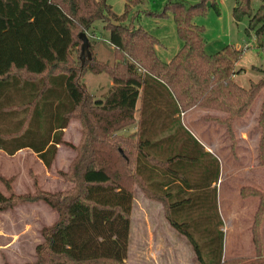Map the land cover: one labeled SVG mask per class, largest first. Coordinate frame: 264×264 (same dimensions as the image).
<instances>
[{
    "label": "trees",
    "instance_id": "16d2710c",
    "mask_svg": "<svg viewBox=\"0 0 264 264\" xmlns=\"http://www.w3.org/2000/svg\"><path fill=\"white\" fill-rule=\"evenodd\" d=\"M207 1L166 5L163 17L172 14L183 45L164 62L157 53L160 40L127 24L144 0H126L121 16L107 0H0V151L10 157L31 151L50 170L59 147L68 145L70 121L77 118L83 129L81 143L68 145L77 156L61 174L71 188L36 196L0 191V212L42 201L59 215L44 230L31 264H126L136 187L163 204L167 221L187 239L198 264H264V194L242 191L244 198H261L253 227L255 259L225 261L224 223L213 187L219 162L176 117L196 107L227 113L223 124L233 138L231 120L244 118L264 88L238 82L244 75L237 69L241 50L206 52L195 18L207 12ZM254 1L260 3L256 11ZM232 16L237 24L248 21L246 33H255L264 51V0H236ZM98 23L108 33L114 63L96 61L87 36L91 58L83 65L81 46L80 64L72 66L82 35L96 37ZM87 71L108 74L112 85L102 95L89 94L82 81ZM139 103V129L125 136L121 131L136 123ZM259 126L264 165V103Z\"/></svg>",
    "mask_w": 264,
    "mask_h": 264
},
{
    "label": "rangeland",
    "instance_id": "374dc122",
    "mask_svg": "<svg viewBox=\"0 0 264 264\" xmlns=\"http://www.w3.org/2000/svg\"><path fill=\"white\" fill-rule=\"evenodd\" d=\"M184 1L187 5H195L199 2V0ZM169 2L170 0H144V4L136 7L133 11L134 15H131L127 21L129 26L133 25L134 28H142L161 41L162 45L158 47L157 52L164 62H169L181 48V39L178 36L172 14L168 12L163 17L166 5ZM107 3L117 15L121 16L125 13L126 0H107ZM214 3L219 10L213 6ZM253 4V8L256 11L260 3L254 1ZM235 5L236 0H208L207 12L197 15L195 23L204 30L206 52L209 55H215L228 46H233L243 52L237 69H243L244 75L238 79V82L248 89L253 84L264 83V51L258 48L255 33L252 32L250 35L246 33L248 21L245 19L239 24L234 21L232 12ZM93 33L96 37L91 36L92 34L90 33L87 36L91 42V51L93 56H95V60L99 61L98 59L100 58L113 64V51L109 47L108 33L104 31L103 25L101 23L96 24ZM79 44L73 52L72 60L74 62H72V66L74 67L80 64L79 56L82 42ZM102 54H105L106 57H102ZM82 81L89 94L98 96L106 92L113 83L108 74H95L91 71L85 73ZM259 97L260 95L244 117L246 118L251 114L245 119V126L251 125V127H256L257 129L260 128L259 122L263 101ZM233 120L230 123L233 138H231L229 133L228 135L230 138L229 145L233 147L235 155L237 136L233 130ZM223 121L220 120L218 123L226 127ZM239 127H243L242 124ZM82 131L80 120L73 118L65 131V142L68 145L77 147L82 141ZM241 132H245L246 136L244 137L250 139L251 135H249L248 129ZM126 136H130V134ZM252 137L256 138L254 134ZM68 145L61 146L60 151H58V158H56L50 170H47L31 151L24 150L13 157L0 152V191L7 196L12 193L17 196H36L39 193L56 194L65 192L71 188V185L61 175L69 171L76 154L75 149ZM220 146L225 147V144L220 142ZM245 147L247 145L242 144V149ZM224 157L225 162L230 166L232 164L229 161L230 158L227 157V154H224ZM246 160L250 162L253 157L251 156ZM258 176L262 178L261 180H264V177L260 176L259 173ZM7 182L11 187L10 190L7 187ZM228 187V184L223 187L225 192V213L231 217L233 224L239 225L242 232L245 231L243 239L238 244L239 250H243V253L245 252L247 255H252L253 250L247 230L253 217V206L237 199L235 193L228 191ZM226 188L227 190L225 191ZM138 193L136 192V197L139 198L137 199L138 204L141 205L143 198ZM148 208L150 207H145L147 212L150 211ZM157 214V211L151 214L147 213L150 225L159 223L160 218H158ZM58 220V213L42 201L22 203L13 209L0 212V264H31L36 262V248L44 242V230L53 227ZM142 221L143 216L135 212L133 239L131 248L128 250L126 264H198L192 247L188 242L182 240L183 242L179 243L173 239L167 240L166 243L161 241L154 242L149 234H145L142 231ZM233 234H236V232ZM139 237H143V239H139ZM234 244L233 240L231 249L235 247ZM255 257L246 256L240 259H255Z\"/></svg>",
    "mask_w": 264,
    "mask_h": 264
},
{
    "label": "crops",
    "instance_id": "0c3cea01",
    "mask_svg": "<svg viewBox=\"0 0 264 264\" xmlns=\"http://www.w3.org/2000/svg\"><path fill=\"white\" fill-rule=\"evenodd\" d=\"M182 45L183 43L181 42L180 47H182ZM102 57H106V55L102 54ZM98 60L100 62H107L105 60H101L100 58ZM259 98H262V101L264 103V99H263L264 90H262ZM140 107H141V103H139L137 106L136 123L121 131V134L125 136L128 134L132 135L138 131L139 129L138 121L140 116L138 110L140 109ZM250 115H248L246 118H248ZM178 116L181 118V123L183 127L198 141V143L205 149L207 153L212 155L219 162L218 182L217 184H214L213 187H217L218 209L224 223V233H225L224 260L227 261L232 259H240V258H245L246 256L250 258L255 257L256 251L253 240V227L255 224V218L257 212L261 205V198L259 196H249L247 198H244L242 196V191L248 189L251 191L264 194V180H261L262 178H260L259 176L257 177L258 173L260 174V176L264 177V165L261 164L259 159L260 145L263 136L262 129L251 127V125L245 126L246 118L243 119L237 118L233 120L232 122L233 130L237 136V148H236V153L234 155V151L232 150V147L229 145L230 138L227 129L224 125L218 123V121L226 120L228 118L227 113L196 107L186 113H181V115H177L176 117ZM257 121H258V117H257ZM157 123H158L157 126L158 128L161 125L162 121L159 120L157 121ZM240 124H242L243 127H239ZM247 127H251V128H247ZM247 129L250 132L249 135H251L250 139L244 137L246 136L245 132H241V131H246ZM253 134L255 135L256 138L252 137ZM220 142L225 144V147H221ZM242 144L247 145V147L242 149ZM60 148L61 146L59 147V151ZM1 153L5 154L4 152ZM224 154H227V157L230 158L229 161L232 163L230 166H228V164L225 162ZM76 156L77 153L74 155V159L76 158ZM251 156L253 157V160L248 162L246 159ZM227 184L229 185L228 191L232 192L233 194L235 193L237 199L247 203V205L252 204L253 206V217L250 221L249 228L247 230V232L249 233L248 236L251 243V248L253 250L252 255H247L245 252L243 253V250H239L238 244L239 242H241V239H243L245 231L242 232L239 225H236L235 223L233 224L231 217L226 215L225 213V204H224L225 192L223 191L224 190L223 187L224 186L226 187ZM138 188L139 187L135 188V199H134V206L131 216V233L129 239V249L131 248V241L133 239V233H134L135 212L143 216L142 231L145 234H149L154 242L161 241L166 243L167 240L169 239H173L179 243H182L183 242L182 240L188 242L187 239H185L183 236L177 233L170 226L169 222L166 219V210L163 204L161 202L149 199L142 191H140L141 189L139 188L140 189L139 190ZM226 190L227 188L225 189V191ZM136 192H139L142 195L143 200L141 205L138 204L137 199L139 198L136 197L137 195ZM146 206L150 207L148 208L150 211L148 212L146 211L147 210L145 209ZM154 211H157L158 213L157 214L159 216L158 218H160L159 223L158 224L152 223L153 225L152 224L150 225V222L147 219L148 217L147 213L151 214L154 213ZM235 232L236 234H233ZM261 233L264 243V220L261 226ZM139 239H143V237H139ZM233 240L235 242L234 244L235 247L231 249Z\"/></svg>",
    "mask_w": 264,
    "mask_h": 264
},
{
    "label": "water",
    "instance_id": "95a60500",
    "mask_svg": "<svg viewBox=\"0 0 264 264\" xmlns=\"http://www.w3.org/2000/svg\"><path fill=\"white\" fill-rule=\"evenodd\" d=\"M82 39H83V45H82L81 60L84 65L86 60L91 58V54L89 51V43H88L87 35L85 34L82 35Z\"/></svg>",
    "mask_w": 264,
    "mask_h": 264
}]
</instances>
